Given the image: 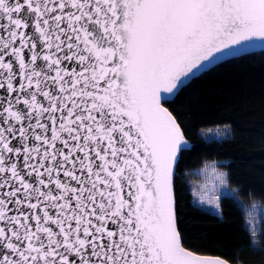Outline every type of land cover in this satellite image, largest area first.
<instances>
[{
	"label": "snow or ice",
	"instance_id": "snow-or-ice-1",
	"mask_svg": "<svg viewBox=\"0 0 264 264\" xmlns=\"http://www.w3.org/2000/svg\"><path fill=\"white\" fill-rule=\"evenodd\" d=\"M252 38L264 0H0V264H227L181 245L164 105Z\"/></svg>",
	"mask_w": 264,
	"mask_h": 264
},
{
	"label": "trees",
	"instance_id": "trees-1",
	"mask_svg": "<svg viewBox=\"0 0 264 264\" xmlns=\"http://www.w3.org/2000/svg\"><path fill=\"white\" fill-rule=\"evenodd\" d=\"M166 105L191 146L182 153L183 162L174 177L183 245L233 264H264V254L252 250L264 248V218L255 229L246 218L252 202L264 206V50L217 64L185 87L175 103ZM223 125L229 134L222 139L202 134ZM211 161L226 171L228 186L238 196L235 203L220 200L223 219L198 204L191 191L193 170ZM237 204L243 215L236 210Z\"/></svg>",
	"mask_w": 264,
	"mask_h": 264
},
{
	"label": "rangeland",
	"instance_id": "rangeland-1",
	"mask_svg": "<svg viewBox=\"0 0 264 264\" xmlns=\"http://www.w3.org/2000/svg\"><path fill=\"white\" fill-rule=\"evenodd\" d=\"M205 138H215L222 139L229 134L228 126H215L207 128L202 133ZM193 179L190 182L191 191L194 197V200L200 204L205 209H208L212 212L216 211L215 200L213 203H209L208 200L201 202L200 198L202 195L219 197L221 191L224 188L231 189L228 186L226 171L219 166V163L216 161L207 162L202 167L193 170ZM221 177L223 178V184L221 183ZM233 192L234 190L231 189ZM219 210V209H218ZM247 211H254L255 218L249 220L251 227L255 229L260 219L264 218V206L257 205L256 209H252L251 206Z\"/></svg>",
	"mask_w": 264,
	"mask_h": 264
},
{
	"label": "water",
	"instance_id": "water-1",
	"mask_svg": "<svg viewBox=\"0 0 264 264\" xmlns=\"http://www.w3.org/2000/svg\"><path fill=\"white\" fill-rule=\"evenodd\" d=\"M242 46H232L231 47V50H223L224 54L223 55H220V54H216L217 58L216 59H211V63H208V62H205L206 64V67L205 68H202L201 71L199 73H197V76L198 77L200 74H202L203 72L209 70L210 68L216 66L217 64L225 61V60H228L230 58H234V57H238V56H241V55H244V54H248V53H251V52H257V51H263L264 50V38H252L251 40L249 41H244V42H241ZM186 83H188L186 81ZM165 107L168 108V110L172 113V111L170 110V108L165 104L164 105ZM173 117L176 119V117L174 116V114L172 113ZM177 120V119H176ZM177 123L179 124V122L177 121ZM180 125V124H179ZM181 127V126H180ZM182 131V129H181ZM183 133V132H182ZM11 207V206H10ZM10 214H13V213H10ZM111 227V225H110ZM181 245L182 247H184L187 251H190V252H193L195 255L197 256H202V257H211V258H220V259H223L227 262V264H233L231 263L230 261L226 260L225 258L221 257V256H218V255H210V254H200V253H197V252H194L188 248H186L183 243H182V240H181Z\"/></svg>",
	"mask_w": 264,
	"mask_h": 264
},
{
	"label": "clouds",
	"instance_id": "clouds-1",
	"mask_svg": "<svg viewBox=\"0 0 264 264\" xmlns=\"http://www.w3.org/2000/svg\"><path fill=\"white\" fill-rule=\"evenodd\" d=\"M251 208L254 210V209H256L257 208V203L256 202H252V204H251ZM247 219H249V220H252V219H254L255 218V212L254 211H249L248 213H247V217H246Z\"/></svg>",
	"mask_w": 264,
	"mask_h": 264
}]
</instances>
